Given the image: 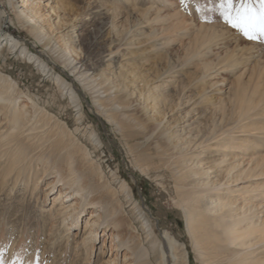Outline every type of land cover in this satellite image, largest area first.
Here are the masks:
<instances>
[{"label":"rangeland","instance_id":"374dc122","mask_svg":"<svg viewBox=\"0 0 264 264\" xmlns=\"http://www.w3.org/2000/svg\"><path fill=\"white\" fill-rule=\"evenodd\" d=\"M64 1H68L66 5L70 4V11L63 15L62 25L48 26L51 23L49 20L44 24L47 38H37L20 24L11 1L0 0V44L3 45L0 49V74L9 77L17 85L18 92L22 94L20 105H29L30 99L67 125L76 140L73 151L74 165L78 170H75V174L77 178H82L83 185L96 199L112 200L111 190L120 192L122 185L127 186L126 192L130 199L125 194L119 195L121 208L124 209L121 210L124 211L121 217L125 224L121 233L125 238L131 236L135 261L137 252L145 251L149 254L151 264L161 263L158 249L151 250L149 246L150 237L140 216L144 213L153 232L152 239L161 242L167 250L163 240L167 236L174 246L179 249L184 247L187 264H201V258L186 232L184 215L175 204L177 197L175 178L172 175L174 172L170 165L172 160L167 159L168 156L161 158L162 160L159 158V152L153 145L156 137L147 139V127L150 126L151 129L158 122L166 126L171 122L178 123L183 130L203 128L210 121V115L203 112V107L210 103L218 105L221 101L228 107L237 80L247 85L245 81L248 78L252 82L255 79L253 83H256V77L260 75L262 80L254 84V93L246 94L253 103L251 106L254 108L250 110L253 114L249 116L242 113L240 120L244 125L237 130L243 131L249 140L239 152L240 158L245 160L244 164L250 159L263 158L264 43L244 39L228 28L218 13L195 11V4L214 5L216 0H187V11L180 6V0H167L168 5L156 3L155 0ZM240 2L241 0H235L237 5ZM247 2L259 6L258 0ZM100 8L105 14L98 12ZM151 10L163 13L160 15L161 19L164 16L168 19V14L178 11L193 29L187 35H171L168 39L154 31L158 26L152 23L155 12L149 13ZM165 21L167 20L160 24L163 26ZM162 29H165L164 26ZM196 30H200L202 37L209 31L215 38L208 43L210 49H207L206 43L200 55L185 62L182 56L184 50L179 46L193 40ZM98 33L101 35L96 37ZM9 36L18 43L16 48L9 46L8 40L4 41V37ZM6 43L8 45L4 46ZM117 46L114 62H111V69H108V61L104 63V56ZM71 47L78 56L72 57L69 53ZM231 52L237 59L236 64L231 63L234 65L228 64L227 60V54ZM36 58L48 68H42L41 62H34ZM73 59L81 62L83 68L96 76L102 74L108 78L109 82L105 86L119 89L117 98L111 101L117 104L125 102V106H121L123 110L115 114L119 124H116L117 121L109 122L92 108L93 91L85 83L76 81L68 71L67 63ZM117 66H122L120 75L117 74ZM131 74L135 77L142 76L146 83L136 79V83L131 86ZM126 76L130 78L124 79ZM58 77L72 86L79 100L80 110L71 103L67 90L56 83ZM245 89L244 87L243 91ZM127 94V97H123ZM201 99L203 100L200 102ZM153 100L156 102L154 107ZM239 107L236 108L237 112ZM185 124L187 126L184 129ZM140 125H143L146 133L141 130ZM239 134L241 133H235ZM242 138L245 137H238L239 140ZM24 147L29 149L27 145ZM35 151L36 149L32 151L30 148L29 156L26 152L27 158L23 162L29 161V158L36 160L37 153L30 154ZM63 153L66 154V151L53 150L49 163L56 160L60 168L66 166ZM9 156L10 153L0 156V264H72L77 259L74 244L69 241L67 248L63 244L50 251V243L46 241L50 229L47 210L56 190L43 199V189L50 181L46 180L40 183L38 191H33L34 184L39 180L34 175L37 162L32 164L30 174H23L19 179L15 175H11L12 178L7 176L3 182L2 168L5 167L4 164L9 168L11 166ZM179 159L177 157L176 160ZM174 168L176 171L180 166ZM259 171L252 173L249 184L246 185L254 189L264 188V173L261 172L262 169ZM82 207L79 211H82ZM82 212L85 214L80 215L84 217L89 214V211ZM83 220L74 223V227L69 226L71 230L68 237L72 238L76 232L78 235L81 233ZM65 232L66 230L60 229L61 236ZM97 236L89 264H100L101 252L110 246L108 230L103 235L100 229ZM123 250L118 264L122 263ZM132 253L129 251L128 255L131 256ZM173 254L176 255L177 264H184L180 255L174 251ZM83 255L81 252L78 257L80 264H85ZM168 261V264H174L173 260Z\"/></svg>","mask_w":264,"mask_h":264},{"label":"bare ground","instance_id":"6f19581e","mask_svg":"<svg viewBox=\"0 0 264 264\" xmlns=\"http://www.w3.org/2000/svg\"><path fill=\"white\" fill-rule=\"evenodd\" d=\"M10 1L13 12L20 20V24L37 38L42 36L47 38V29L44 28V24L51 20L48 26H51V24L62 25L63 15L70 11V4L66 5L68 1L65 2L64 0ZM155 2L159 4L168 3L167 0H155ZM153 11L151 10L149 13ZM98 12L105 14V12H102V8ZM161 14L163 13H153L155 18L152 23L159 27L154 31L160 32L166 38L171 35H187L193 29L188 21L184 19V15L178 11L174 10V12L168 14V19L165 16L161 19ZM165 19L167 20L163 25L165 29H162L163 26L160 23ZM199 33L200 30H196L193 40L179 46L184 50L182 56H184L183 60L185 62L198 54L200 55L206 43L207 49H210L208 43L214 40V34L207 31L205 36L202 37ZM99 35L101 33H98L96 37H99ZM5 40L10 42L9 46L12 48L18 46L16 40L11 36L4 37ZM7 45L6 43L4 46ZM2 47L3 45L0 44V49ZM117 51L118 46L113 51L109 50L104 56L106 58L104 63L108 61V69H111L110 65L111 62H114ZM69 53L72 57L78 56L73 47L69 49ZM227 55L228 64L232 62L236 64L237 59H235L233 52ZM33 61L41 62L37 58ZM40 64H42V68H48L46 64L42 62ZM117 67V74L120 75L122 66ZM67 68L76 81L85 83L89 90L93 91L92 108H95L96 112L109 122L115 123L117 121L116 124H119L115 114L119 110H123L121 106L124 107L125 104L123 103L125 102L121 104L111 102L117 98L116 95L118 94L116 93L119 92V89L105 86V83L109 82L108 78L102 74L96 76L83 68V64L76 59L68 62ZM259 70L258 68L257 72ZM244 76L245 74L242 75V77ZM129 78L126 76L124 79ZM256 78V83H253L255 79L252 82L251 78H248L245 81L247 85L241 80H237L228 107L223 105V101L218 105L210 103L207 107H203V112L210 115L209 124L203 128L183 130L180 129L178 123L171 124V122H168L164 126L161 122H158L154 123L151 129L148 126L149 131L146 133L142 128L144 123L140 125L141 130L146 133L147 139L156 137L153 140V145L159 152V158L168 156L166 158L172 160L170 165L174 172L172 175L175 178L177 197L175 204L184 215L186 232L201 258V264H264V188L254 189V187L246 185L249 184L248 181H250L252 173L257 170L261 171V169V172L264 173V157L247 160L244 164L245 160L240 158L239 152L249 140H247V135L242 133L243 131L237 130L244 125L241 124L240 120L242 113L245 112L249 116L253 114L250 112L251 108H254L251 106L253 103L247 98L246 94L254 93V84H258V80H262L260 75ZM132 79L131 86L136 83V79H141V83H146L142 76L135 77V75H132ZM56 83L67 90L66 94L68 93L71 103L75 104V107L80 110L79 100L72 86H69L60 77L57 78ZM244 87L246 89L243 91ZM125 89L127 90V88ZM154 89L156 88L154 87ZM21 96L22 94L18 92L15 82L0 74V151H6L4 153L0 152V156L10 153L8 157L10 160L8 161L11 163L10 168L4 164L5 167L2 168L3 175L1 174V176L4 177L3 182L6 179L5 177L11 175H15L19 179V177H23V174H30L33 169L32 164L37 162L34 175L35 179L39 180L34 184L33 191H38L40 183L50 180L43 189L45 191L43 199L52 191L56 190L57 192L47 210L50 229L46 241L50 243V251L63 244V247L67 248L70 241L76 248L75 257L77 259H74V262L80 264L78 257L83 252L85 264H89L93 246L101 229L103 235L108 230L110 246L101 252L102 262L100 264H118L122 249H124V253L122 254L121 264H151L149 254L145 251L143 253L137 252V260L135 261L133 240L131 236L125 238L121 233L125 224L124 219L121 217L124 213L121 210L124 209L121 208L119 195L120 193L125 194L130 199V195H127L126 192L127 186L122 185L120 192L111 190L110 197L113 199L109 200L110 202L96 199L93 193L83 185L82 178H77L75 174V170H78L74 165L73 151L76 140L72 137L67 125L59 121L56 115L51 114L46 109L39 108L30 99L28 100L30 106L28 104L20 105ZM127 96L128 94L123 95V97ZM155 105L156 102L153 100L152 106ZM237 107H239L238 112L236 111ZM120 114L118 115L120 116ZM184 118H186V114ZM185 126L187 125L185 124L183 128ZM237 131L241 134L235 135V133H238ZM238 137L245 138L239 140ZM24 145H27L29 149L32 148V151L36 149L34 153H30H37L36 160L29 158V161L24 160L23 162V159L27 158L26 152L28 153L29 150ZM61 149L66 151V154L63 153L65 154L64 162L66 166H63L65 170L60 168L61 166L57 164L56 160L49 163L52 159L50 155L53 150L58 152ZM181 154H184L183 157H181ZM27 155L29 156V153ZM81 155L83 154L81 153ZM177 157L180 159L176 160ZM26 166L27 168L24 170ZM174 166H180V169L175 171ZM56 168L57 171H54ZM38 171L41 173L39 174ZM25 188L27 189V187ZM83 204L85 206L82 207ZM81 207L82 211H89L87 216L84 217L85 213L79 211ZM140 214H142V210ZM140 216L145 222V229H147L150 237L149 246L151 250L158 249L161 254L160 264H166L168 260H173L174 264H177L176 255L173 254V251L182 257L184 264H187V253L184 247L181 246L179 249V247L174 246L175 244L166 236L163 238L167 246V250H165L161 242L152 239L153 232L145 218V214L143 213ZM78 220L79 222L83 220L81 233L78 235L76 232L72 238L68 237L71 230L69 226L74 227L73 224ZM60 229L66 230L63 236L60 234ZM103 241L105 240L103 239ZM129 251L133 252L131 256L128 255Z\"/></svg>","mask_w":264,"mask_h":264},{"label":"snow or ice","instance_id":"6c2138e0","mask_svg":"<svg viewBox=\"0 0 264 264\" xmlns=\"http://www.w3.org/2000/svg\"><path fill=\"white\" fill-rule=\"evenodd\" d=\"M187 0H180V6L187 11ZM258 7L247 0L237 5L235 0H216L214 5L195 4V11L218 13L223 23L248 41L264 43V0H258Z\"/></svg>","mask_w":264,"mask_h":264}]
</instances>
